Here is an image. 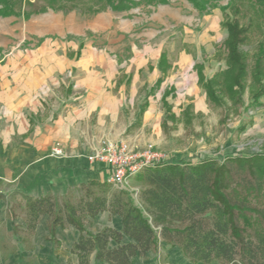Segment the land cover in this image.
<instances>
[{
  "label": "crops",
  "instance_id": "crops-1",
  "mask_svg": "<svg viewBox=\"0 0 264 264\" xmlns=\"http://www.w3.org/2000/svg\"><path fill=\"white\" fill-rule=\"evenodd\" d=\"M120 16L111 10L91 18L76 12L35 16L28 33L45 41L33 53L18 46L0 60V264H28L18 261L27 256L36 258L35 264H79L71 249L80 232L71 225L57 228L56 240H51L48 215L29 231L24 196H53L58 202L72 197L77 202L91 182L106 184L110 171L91 164L88 157L102 139L146 146L142 129L156 95L162 92L163 102L165 92L172 90L164 83L174 78L177 68L183 73L190 65L187 54L175 63L167 55L171 67L163 74L158 67L163 52L151 57L146 45L143 50L131 47L128 57L96 48V35H127L137 27L135 18ZM87 32L95 36L83 39L80 49L79 39ZM3 34L11 38L9 30ZM198 65L206 75L204 62L194 65L199 86ZM161 77L164 80L155 89ZM56 145L63 156L53 155ZM85 226L92 233L105 228L120 231L122 219L102 212L88 218ZM127 242L130 239L124 238ZM162 249L167 252L166 264H202L189 261L178 248L163 244ZM3 254L7 260L1 259ZM159 260L160 252L158 256L149 252L146 257L136 256L132 264H162ZM90 264L108 263L96 261L93 254Z\"/></svg>",
  "mask_w": 264,
  "mask_h": 264
},
{
  "label": "trees",
  "instance_id": "trees-1",
  "mask_svg": "<svg viewBox=\"0 0 264 264\" xmlns=\"http://www.w3.org/2000/svg\"><path fill=\"white\" fill-rule=\"evenodd\" d=\"M187 1L200 14H209L220 6L221 0ZM87 2L99 6L92 10L96 13L106 10L122 13L143 4L168 5L170 0H0V17L28 20L49 11L78 9ZM224 10L228 14L231 11L232 17L225 24L229 69L223 74L232 76V71L237 69L235 86L241 89L246 67L240 43L248 39L251 25L264 27V0H229ZM239 16L248 17L247 26H240ZM79 41L82 49L84 40ZM263 66L264 42L260 43L255 59V74H260ZM158 67L163 74L171 67L166 54H162ZM203 68L197 66L200 85L206 89L207 97L215 100L217 97L210 86L213 82L205 81ZM163 80L159 78L154 88H159ZM262 94L264 86L253 94L252 103ZM169 95L170 91H166L162 99L165 118L174 119L172 107L166 100ZM146 106L147 103L141 113ZM185 112L187 115L188 108ZM245 128L242 123L239 129ZM136 178L144 183L137 196L124 189L110 196L106 193L109 185L97 182L83 187V196L77 202L72 197L58 202L53 196L25 195L27 228L34 231L40 217L48 215L50 236L54 241L57 228L74 226L80 237L71 252L78 256L79 264H90L93 254L98 262L132 264L136 256L146 257L149 252L158 256L163 244L170 249H180L194 263L264 264V152L227 155L223 161L207 158L198 163L173 159L143 170ZM95 190L101 191L96 193ZM102 212L120 216L122 229L90 232L86 221ZM124 238H129L130 242L124 243ZM112 242L117 246L111 247Z\"/></svg>",
  "mask_w": 264,
  "mask_h": 264
},
{
  "label": "rangeland",
  "instance_id": "rangeland-1",
  "mask_svg": "<svg viewBox=\"0 0 264 264\" xmlns=\"http://www.w3.org/2000/svg\"><path fill=\"white\" fill-rule=\"evenodd\" d=\"M228 4L229 0H221L220 6L210 10L209 14H200L187 0H170L168 5L160 6L143 4L131 11L119 13L123 20L135 18L137 23V27L130 34L122 33L124 38L119 34L122 41L117 42L119 36L96 35V48L124 57L130 55L131 47L136 46L139 50H143L145 45L148 46L146 50L150 52L149 56L163 52L174 63L187 54L190 65L183 73L177 68L174 78L170 77L164 83L172 87L167 98L174 119L172 116L165 118V107L161 102L162 92H159L155 97L152 111L147 114V126L142 129L146 144L155 145L157 149L167 153L171 160L181 159L184 162L198 163L202 159L209 158L223 161L227 155L264 152V94L256 100V105L252 103L253 94L264 86V66L258 75L254 70L260 43L264 42V27H260L259 24L251 25L247 33L248 39L240 43L246 67L240 89L235 86L237 69L232 71V76L223 74L229 69L226 47L228 32L225 24L231 21L232 13L230 11L228 14L224 10ZM98 8L97 4L87 2L79 5L78 9L68 12H49L64 15L76 12L82 17L91 18L99 14L92 11ZM244 12H246L245 7ZM6 18H11L8 23H0V60L18 46L22 51L33 53V50L45 41L44 38L28 33V25L35 16L28 20L23 17ZM0 19L5 18L0 17ZM237 21L243 27L249 22L248 17L242 16H239ZM4 30L11 32L9 36L11 38L3 36ZM94 36L93 33L87 32L82 39ZM55 38L53 36V39ZM70 38L72 37H68ZM48 39L51 40L49 37ZM203 62L206 75L204 78L206 82H213L210 86L213 87L217 97L215 100L207 97L203 85L199 83L198 86L194 65ZM187 108L189 112L186 115ZM242 123L246 127L245 130L239 129ZM131 185L138 191L144 188V183L136 177ZM118 190L119 188L109 185L106 193L111 196ZM99 191L101 190H95L96 193ZM159 252L160 263L166 264V250L159 249ZM5 256L3 254L1 259L7 260ZM22 259L18 261L25 260L28 264H35L37 261L31 256ZM212 264L220 263L214 261Z\"/></svg>",
  "mask_w": 264,
  "mask_h": 264
},
{
  "label": "built area",
  "instance_id": "built-area-1",
  "mask_svg": "<svg viewBox=\"0 0 264 264\" xmlns=\"http://www.w3.org/2000/svg\"><path fill=\"white\" fill-rule=\"evenodd\" d=\"M52 153L55 156L64 155L60 145H56ZM88 161L110 171L108 184L131 191L137 196L139 191L132 187V180L143 170L172 160L167 153L160 151L153 144L140 147L126 139H102L99 147L88 157Z\"/></svg>",
  "mask_w": 264,
  "mask_h": 264
}]
</instances>
